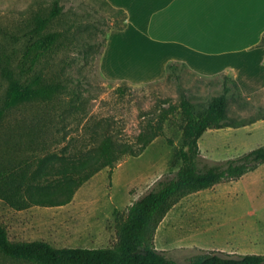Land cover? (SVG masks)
<instances>
[{
	"label": "rangeland",
	"instance_id": "obj_1",
	"mask_svg": "<svg viewBox=\"0 0 264 264\" xmlns=\"http://www.w3.org/2000/svg\"><path fill=\"white\" fill-rule=\"evenodd\" d=\"M54 1L0 0V108L5 106L12 81L21 75L24 28L41 7L49 9ZM60 4L65 13L53 28L74 35L73 41L40 64L38 79L43 86L61 83L62 93L54 100L27 104L8 113L0 126V166L35 154L60 152L69 145L87 148L85 143H93V131L115 133L136 145L147 123L157 120L169 102L179 103L186 95L205 103L223 92L217 77L204 78L192 70L184 71L179 82L166 77L143 83L106 78L103 54L111 33L123 22V13L106 0H60ZM258 62L264 64L262 59ZM252 81V86L241 84L242 95L231 100L230 117L257 115L264 107V77ZM183 125L181 115H173L165 123L163 134L142 154L126 155L114 168H103L69 204L16 210L0 199V222L8 227L12 240H46L56 247L113 244L128 207L157 181L177 173L181 161L176 154L184 144ZM263 144L264 119L240 128L209 130L200 139L202 158L211 164L238 157ZM73 150L76 149L70 148ZM253 179L250 173L246 181L248 194L239 201L236 181L186 198L171 212L169 219L174 221L166 222L162 228L166 243L162 249L179 263H188L200 249L239 253L242 246L234 238L235 229L219 223L221 216L215 213V206L231 204L228 210L235 212L234 217L257 210L255 216L245 215V221L253 223L264 237V184L252 185ZM262 242L251 243L256 249L260 246V254H264ZM0 264L31 263L0 254Z\"/></svg>",
	"mask_w": 264,
	"mask_h": 264
},
{
	"label": "trees",
	"instance_id": "obj_2",
	"mask_svg": "<svg viewBox=\"0 0 264 264\" xmlns=\"http://www.w3.org/2000/svg\"><path fill=\"white\" fill-rule=\"evenodd\" d=\"M64 8L60 0H55L49 9L41 7L24 28L21 75L12 81L5 106L0 108V126L15 109L54 100L62 93L61 83L40 85L38 67L73 41L74 35L53 28L65 13ZM119 10L124 19L118 30H123L128 15L123 9ZM187 69L185 63L170 62L167 79L179 82ZM217 78L223 86L221 94L205 103H197L186 95L179 103L169 102L157 120L147 123L136 145L121 140L115 133L93 131V143H85L87 148L69 145L60 152L2 162L0 199L12 208L63 206L72 202L77 191L103 168H114L126 155L142 154L163 134L165 123L171 121L173 115L180 114L184 122V144L176 154L181 161L177 173L157 181L150 191L128 207L113 244L97 248L56 247L46 240H12L8 227L0 222V254L31 264H264V254L206 249H200L188 263H179L169 257L168 251L156 247V233L161 222L184 198L239 180L264 163V144L219 163H207L202 158L200 139L207 131L240 128L264 119V107L257 115L240 119L230 117V102L242 95V90L237 80L228 74ZM70 148L76 150L70 151Z\"/></svg>",
	"mask_w": 264,
	"mask_h": 264
},
{
	"label": "crops",
	"instance_id": "obj_3",
	"mask_svg": "<svg viewBox=\"0 0 264 264\" xmlns=\"http://www.w3.org/2000/svg\"><path fill=\"white\" fill-rule=\"evenodd\" d=\"M107 1L128 15L127 26L111 33L103 54L102 71L108 79L132 83L160 80L167 78L170 62L185 63L187 70L204 78L228 74L240 86H252L253 79L264 77V64L258 65L259 59L264 60V0ZM250 173L252 185L264 184L263 163L236 180L237 201L248 194ZM186 198L161 222L155 239L158 249L163 250L166 244L161 233L164 224L174 221L169 219L171 212ZM232 205L215 206V213L221 216L219 223L235 229L234 238L242 246L240 254L263 253L251 243H264V237L244 217L255 216L257 210L234 217L235 212L228 210Z\"/></svg>",
	"mask_w": 264,
	"mask_h": 264
},
{
	"label": "bare ground",
	"instance_id": "obj_4",
	"mask_svg": "<svg viewBox=\"0 0 264 264\" xmlns=\"http://www.w3.org/2000/svg\"><path fill=\"white\" fill-rule=\"evenodd\" d=\"M140 48V47H139Z\"/></svg>",
	"mask_w": 264,
	"mask_h": 264
}]
</instances>
